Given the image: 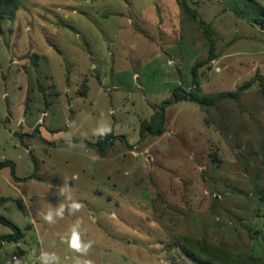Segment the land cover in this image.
<instances>
[{"label": "rangeland", "instance_id": "rangeland-1", "mask_svg": "<svg viewBox=\"0 0 264 264\" xmlns=\"http://www.w3.org/2000/svg\"><path fill=\"white\" fill-rule=\"evenodd\" d=\"M16 1V18L0 23V161H12L19 180L0 170V196L10 199L0 215L27 247L54 252L60 264H197L174 247L185 236L264 264L258 85L209 109L168 105L165 134L140 137V123L175 89L198 93L191 67L208 48L180 2L215 32L218 58L199 70L202 95L264 76V30L232 12V0ZM101 124L117 136L104 156L83 143L97 140ZM64 182L83 208L45 224ZM78 217L93 242L87 256L60 240ZM0 233L11 230L0 224Z\"/></svg>", "mask_w": 264, "mask_h": 264}, {"label": "trees", "instance_id": "trees-1", "mask_svg": "<svg viewBox=\"0 0 264 264\" xmlns=\"http://www.w3.org/2000/svg\"><path fill=\"white\" fill-rule=\"evenodd\" d=\"M180 4L183 10L202 27L205 45L208 48V57L206 59L196 61L191 67L193 87L198 93L189 92L182 87L175 89L172 93L171 99L161 104L155 110L150 119H145L140 123L141 139H144L147 136H162L165 134L166 108L168 105L173 103L189 100L203 108L209 109L211 107L217 106L225 99H231L238 102L241 98V95L244 92L252 89L255 85H258L259 92L264 99V76H262L259 72H257L254 77L240 85L235 91L220 92L209 95L201 94L199 70L202 67L211 64L218 58L216 40L214 37L215 32L211 23H208L204 19L200 18L196 9L191 8L189 4L184 2H180ZM229 8L243 20L259 26L264 30V6L257 0H232ZM17 10L18 2L16 0H0V23L2 21H13L16 18ZM38 58V55L31 57V61L36 68L39 66ZM38 83L41 90H43V86L40 84V82ZM87 91V85L82 84L79 88V93L82 95H87ZM116 138L117 136H115L113 133H108L104 136H98L94 143L86 140L83 141V143L96 148L100 155L104 156L108 149L113 146ZM5 167H10L13 178L15 180H19L15 174V164L12 161H0V170ZM258 191L259 197L264 203V187L258 188ZM9 201V198L0 196V207L4 206ZM0 224L9 227L11 230V233L2 235L0 237V243H18L24 238L23 231L12 221L2 215H0ZM174 247L178 248L189 260L197 264H260L256 259L250 258L248 261H243L240 255L236 256L227 249L206 242H200L185 236L177 237Z\"/></svg>", "mask_w": 264, "mask_h": 264}, {"label": "clouds", "instance_id": "clouds-1", "mask_svg": "<svg viewBox=\"0 0 264 264\" xmlns=\"http://www.w3.org/2000/svg\"><path fill=\"white\" fill-rule=\"evenodd\" d=\"M110 131L111 129L107 124H101L98 128L94 129V134L97 136H104ZM68 142L71 144L70 137ZM70 191L71 189L67 182H64L63 185L57 189L56 195L58 197H63V200L55 207L50 205L48 210L42 214V219L45 224H55L58 218H64L66 212L70 215H76V213L82 210L83 205L79 201L73 199L70 195ZM65 200H67L68 203H64ZM82 225L83 219L78 217L68 233L60 236V240L62 243H66L72 252L77 253L79 256H87L93 246V242H85L82 238ZM38 260L39 264H60L59 257L54 252L41 251ZM8 264H20V257L12 256ZM76 264H91V261L77 259Z\"/></svg>", "mask_w": 264, "mask_h": 264}, {"label": "crops", "instance_id": "crops-1", "mask_svg": "<svg viewBox=\"0 0 264 264\" xmlns=\"http://www.w3.org/2000/svg\"><path fill=\"white\" fill-rule=\"evenodd\" d=\"M37 231V230H36ZM38 234V231H37ZM4 235L0 233V237ZM11 245V246H10ZM9 254V252H11ZM40 250H38V244L33 247L32 245L25 244V236L18 243H9L1 242L0 243V264H8L10 258L12 256L20 257V264H38V257L40 254Z\"/></svg>", "mask_w": 264, "mask_h": 264}]
</instances>
